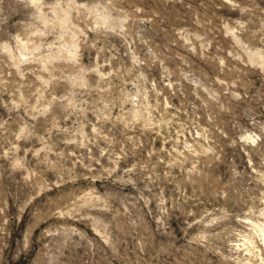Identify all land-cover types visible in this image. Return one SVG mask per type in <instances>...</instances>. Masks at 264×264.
Listing matches in <instances>:
<instances>
[{
  "label": "rangeland",
  "instance_id": "obj_1",
  "mask_svg": "<svg viewBox=\"0 0 264 264\" xmlns=\"http://www.w3.org/2000/svg\"><path fill=\"white\" fill-rule=\"evenodd\" d=\"M264 0H0V264H264Z\"/></svg>",
  "mask_w": 264,
  "mask_h": 264
},
{
  "label": "bare ground",
  "instance_id": "obj_2",
  "mask_svg": "<svg viewBox=\"0 0 264 264\" xmlns=\"http://www.w3.org/2000/svg\"><path fill=\"white\" fill-rule=\"evenodd\" d=\"M258 228H259V230L263 233V244H264V229L261 228V227H258Z\"/></svg>",
  "mask_w": 264,
  "mask_h": 264
}]
</instances>
